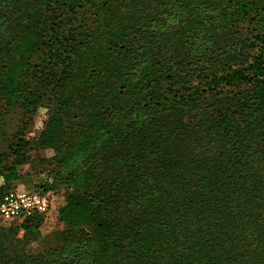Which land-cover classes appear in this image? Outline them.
<instances>
[{"label":"trees","instance_id":"trees-1","mask_svg":"<svg viewBox=\"0 0 264 264\" xmlns=\"http://www.w3.org/2000/svg\"><path fill=\"white\" fill-rule=\"evenodd\" d=\"M0 180V264H264V0H0Z\"/></svg>","mask_w":264,"mask_h":264},{"label":"built area","instance_id":"built-area-1","mask_svg":"<svg viewBox=\"0 0 264 264\" xmlns=\"http://www.w3.org/2000/svg\"><path fill=\"white\" fill-rule=\"evenodd\" d=\"M43 120L39 126V130L42 128ZM38 130V131H39ZM31 134L29 136L33 139L37 136ZM37 152L35 151L34 154ZM2 182V180H0ZM52 193H42L35 189H28L22 187H16L9 190L2 201L0 202V215L7 220H22L25 216L30 215L35 211L47 212L58 202V199L53 198Z\"/></svg>","mask_w":264,"mask_h":264},{"label":"rangeland","instance_id":"rangeland-1","mask_svg":"<svg viewBox=\"0 0 264 264\" xmlns=\"http://www.w3.org/2000/svg\"><path fill=\"white\" fill-rule=\"evenodd\" d=\"M45 112H46V110L43 109L42 112L37 116L36 123L33 126V129L30 131L31 134H33V133L36 134V132L39 130V126L41 125L42 120L46 117ZM16 122H17V117H12L10 119V125L15 126ZM53 153H54V151L52 149H48V150L46 149V150L42 151V155H46V156H51ZM34 178L36 181H46L49 179V175L47 174V171L45 170L44 172L39 173L38 176L36 175ZM51 182H53V181H51ZM25 188L33 189L32 187L29 188L27 186H25ZM51 192L53 194L52 195L53 198H56L58 200L60 199V196L62 194L61 189L60 190H53ZM56 212H57V210H56V205H55L50 210H48L46 213L47 218H48V222H46V224L43 226L44 233L47 234V237L45 239L49 238L51 231L54 230L56 227V222H55L56 214H57ZM1 224H3V225L6 224V226H7L9 224V221H7V219H2ZM42 245H44L43 242L41 244L38 242H35L33 247L36 249V248L41 247Z\"/></svg>","mask_w":264,"mask_h":264},{"label":"crops","instance_id":"crops-1","mask_svg":"<svg viewBox=\"0 0 264 264\" xmlns=\"http://www.w3.org/2000/svg\"><path fill=\"white\" fill-rule=\"evenodd\" d=\"M18 187H22V188H25V185L23 183H18ZM9 221V223H19L20 221L18 219H14V220H7ZM45 237H47V234L44 233Z\"/></svg>","mask_w":264,"mask_h":264}]
</instances>
